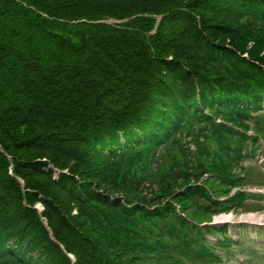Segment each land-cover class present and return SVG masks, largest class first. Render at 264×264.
Listing matches in <instances>:
<instances>
[{
    "label": "trees",
    "instance_id": "16d2710c",
    "mask_svg": "<svg viewBox=\"0 0 264 264\" xmlns=\"http://www.w3.org/2000/svg\"><path fill=\"white\" fill-rule=\"evenodd\" d=\"M262 107L264 0H0V264H217Z\"/></svg>",
    "mask_w": 264,
    "mask_h": 264
},
{
    "label": "rangeland",
    "instance_id": "374dc122",
    "mask_svg": "<svg viewBox=\"0 0 264 264\" xmlns=\"http://www.w3.org/2000/svg\"><path fill=\"white\" fill-rule=\"evenodd\" d=\"M259 115H262L263 116V121H264V113L261 112V114ZM161 151V150H159ZM262 155V154H261ZM260 159V161L258 160ZM257 160V161H256ZM264 156H260V157H256L254 160H248L246 162V164L248 166H251L253 167L254 169H258L259 167H264ZM246 164H241V168L239 169H244V167H247ZM238 169V170H239ZM236 170V171H238ZM262 191V194H264V188L260 189ZM253 206H257V204H249V203H244L243 204V207H247L248 209L252 208ZM260 205H258L257 207H259ZM36 208H38L39 210H42V207H41V204H37L36 205ZM239 209L241 208H238L237 212H234L232 214L229 213L228 216H232L230 217V223H231V226H236L238 227L239 225L241 224H246L248 226V228H242V229H239L241 232H247L249 233L248 235H250L251 238H254L256 237L257 233L256 232H251L253 231V229H251V227L253 228H259V227H264V207L263 208H255V210L257 211H251V212H254V213H247V214H241L239 212ZM255 216L254 220L253 221H249V220H246V216ZM228 220H218L217 222L218 223H222V222H227ZM216 222V221H215ZM256 229H254L255 231ZM213 240L216 238V236H212L211 237ZM238 249H241V250H238ZM236 253H242L243 251L242 250H247V254L251 255L252 256V259L253 261H251L250 263L248 264H264V247H261V246H255V245H251V244H243V246L241 248H234L233 249ZM178 255V254H176ZM181 256L184 257L183 254H181ZM190 259H183V261H181V263L183 264H191L190 263ZM230 264H237L235 262H230Z\"/></svg>",
    "mask_w": 264,
    "mask_h": 264
},
{
    "label": "bare ground",
    "instance_id": "6f19581e",
    "mask_svg": "<svg viewBox=\"0 0 264 264\" xmlns=\"http://www.w3.org/2000/svg\"><path fill=\"white\" fill-rule=\"evenodd\" d=\"M245 218H246V220L253 221L254 218H255V216H251V215H249V216H246ZM222 219H223V220H227L228 217H223Z\"/></svg>",
    "mask_w": 264,
    "mask_h": 264
}]
</instances>
